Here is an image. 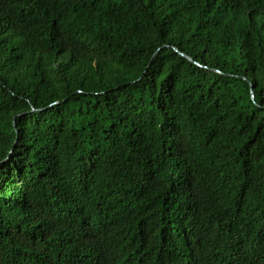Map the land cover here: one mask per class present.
I'll return each instance as SVG.
<instances>
[{
  "label": "trees",
  "instance_id": "obj_1",
  "mask_svg": "<svg viewBox=\"0 0 264 264\" xmlns=\"http://www.w3.org/2000/svg\"><path fill=\"white\" fill-rule=\"evenodd\" d=\"M0 264H264V0H0Z\"/></svg>",
  "mask_w": 264,
  "mask_h": 264
}]
</instances>
